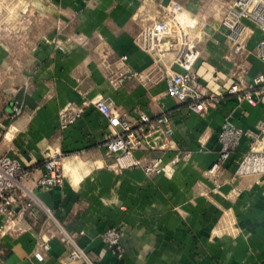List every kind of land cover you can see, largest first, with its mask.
Returning a JSON list of instances; mask_svg holds the SVG:
<instances>
[{
    "label": "crops",
    "instance_id": "obj_1",
    "mask_svg": "<svg viewBox=\"0 0 264 264\" xmlns=\"http://www.w3.org/2000/svg\"><path fill=\"white\" fill-rule=\"evenodd\" d=\"M162 1L32 0L49 27L41 39L19 52L0 35V155L33 168L27 187L38 211L37 219L25 216L23 232L0 240L1 264H64L72 250L67 235L88 258L69 264H264V176L234 178L252 139L243 137L238 151L222 161L219 189L208 174L220 160L218 136L226 121L254 133L264 122V103L238 98L264 75L254 51L262 32L252 26L246 48L237 54L221 23L235 0H175L209 23L197 71L206 94L218 96L219 103L202 115L191 111L167 94L165 74L115 87L105 63L126 55L135 72L152 65L134 39L160 14ZM233 85L238 95L229 94ZM100 100L131 118L169 113L175 134L158 141L150 156L167 165L177 155L188 157L152 178L141 169L116 172L102 144L109 127L96 108ZM15 104L23 106L19 116ZM69 107L82 108L83 115L61 130L60 112ZM49 148L65 153V181L42 189L34 180L43 173ZM109 228L121 232L123 257L101 239ZM44 241L50 251L40 263L34 253Z\"/></svg>",
    "mask_w": 264,
    "mask_h": 264
},
{
    "label": "built area",
    "instance_id": "obj_2",
    "mask_svg": "<svg viewBox=\"0 0 264 264\" xmlns=\"http://www.w3.org/2000/svg\"><path fill=\"white\" fill-rule=\"evenodd\" d=\"M160 14L145 24L134 41L139 50L151 57L152 65L143 73L135 72L128 67V56H122L116 64L105 63L108 81L115 87L138 79L151 82L162 79L164 74L167 94L178 104L186 105L197 114H204L208 107L216 106L219 97L207 95L200 80L197 64L201 57L200 46L210 34L207 20L191 14L187 8L175 0H165L160 4ZM222 26L227 30L229 41L237 54L246 48V41L253 33L252 26L262 32V39L255 48V55L264 62V0H235L232 7L222 18ZM66 51L64 45L58 46ZM172 57V60H170ZM177 66L178 69L175 67ZM238 85H233L229 94L240 93ZM250 105L264 103V75L253 79L239 97ZM83 105L87 106L86 103ZM96 108L108 122L109 132L104 136L103 146L106 155L113 160L110 167L116 172L141 169L148 178L162 174L166 168L174 166L188 157V154L177 155L167 165L161 158H153L150 152L160 145L158 141L171 140L175 128L169 113L151 116L139 113L137 118L119 114L106 100H100ZM14 116L21 115L23 106H13ZM83 115L82 108L69 107L60 112V129L67 130ZM243 137L251 138L250 149L240 159L234 178L245 176H264V122L258 125V133L244 132L226 121L219 133L220 160L208 174L214 178L216 188H220L216 176L222 161L235 154ZM143 151L139 158L136 153ZM65 153L60 148H49L48 156L42 165V175L34 180L36 187L51 189L62 186L65 181L63 161ZM33 168L25 166L15 157L0 155V240L10 234L23 232L22 222L26 215L37 219L38 211L33 192L27 183L34 179ZM67 243L72 250L64 264L88 260L85 253L69 237ZM122 235L116 228L106 229L101 234L103 242L123 257ZM41 250L34 253L38 262H44V252L50 251V245L44 241ZM1 264V262H0Z\"/></svg>",
    "mask_w": 264,
    "mask_h": 264
},
{
    "label": "rangeland",
    "instance_id": "obj_3",
    "mask_svg": "<svg viewBox=\"0 0 264 264\" xmlns=\"http://www.w3.org/2000/svg\"><path fill=\"white\" fill-rule=\"evenodd\" d=\"M28 1L32 0H0V35L19 52L23 48L34 46L41 39L40 32H47L49 28L45 27L42 16H37L36 8ZM17 57L24 58L20 55Z\"/></svg>",
    "mask_w": 264,
    "mask_h": 264
}]
</instances>
